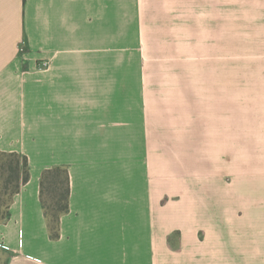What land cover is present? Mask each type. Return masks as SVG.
<instances>
[{
    "label": "crops",
    "instance_id": "1",
    "mask_svg": "<svg viewBox=\"0 0 264 264\" xmlns=\"http://www.w3.org/2000/svg\"><path fill=\"white\" fill-rule=\"evenodd\" d=\"M223 22L249 55L223 93L202 63L156 73L146 58L140 80L109 60L219 38ZM230 149L248 151L231 185ZM0 150L31 173L0 223V264H264V0H0ZM57 165L71 194L53 239L40 180Z\"/></svg>",
    "mask_w": 264,
    "mask_h": 264
},
{
    "label": "rangeland",
    "instance_id": "2",
    "mask_svg": "<svg viewBox=\"0 0 264 264\" xmlns=\"http://www.w3.org/2000/svg\"><path fill=\"white\" fill-rule=\"evenodd\" d=\"M221 37L212 39H149L146 42V48L141 45L136 48H125L122 53L109 54V60L123 61L124 63L133 64L134 67L139 65L140 80L142 78V71L145 69L146 58L152 60L150 70H154L158 73L160 68L169 67V64L180 65L181 61L188 60L189 62L202 63L199 67L201 68L200 74L202 77H213L220 80L221 93L227 89L224 86L226 80L232 78L241 79L244 76L243 64L249 55L243 53V42L242 39H231V36H222V34L231 35V22L221 23ZM153 40V41H152ZM25 44L21 46L23 52ZM125 46L131 45L126 42ZM232 46V47H231ZM171 50V53H170ZM96 60V59H93ZM169 62L167 65L163 63ZM148 68V65H147ZM212 68V70H208ZM203 69V70H202ZM176 75L173 74L175 79L179 77V71H176ZM154 73V77H158V74ZM141 88V87H140ZM231 88V87H230ZM238 119H233L236 122ZM162 152V151H160ZM212 152V151H211ZM248 151L244 150H223L219 151V160L224 161L225 171L219 176L222 179L230 183L231 180H235L239 174V169L243 168L245 155ZM196 155V151L193 152ZM4 209V207H3ZM174 234L173 242H177V238Z\"/></svg>",
    "mask_w": 264,
    "mask_h": 264
},
{
    "label": "trees",
    "instance_id": "3",
    "mask_svg": "<svg viewBox=\"0 0 264 264\" xmlns=\"http://www.w3.org/2000/svg\"><path fill=\"white\" fill-rule=\"evenodd\" d=\"M31 177L26 155L0 150V223L10 218V203ZM41 200L48 220L50 237H60V219L70 209L71 183L67 166L57 165L43 170ZM4 207V209H3Z\"/></svg>",
    "mask_w": 264,
    "mask_h": 264
}]
</instances>
